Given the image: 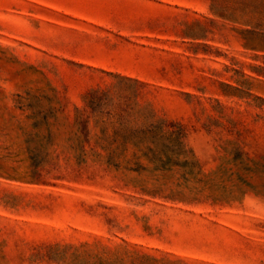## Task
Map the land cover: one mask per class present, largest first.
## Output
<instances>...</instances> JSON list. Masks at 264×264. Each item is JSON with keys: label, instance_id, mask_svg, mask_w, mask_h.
I'll return each instance as SVG.
<instances>
[{"label": "rangeland", "instance_id": "obj_1", "mask_svg": "<svg viewBox=\"0 0 264 264\" xmlns=\"http://www.w3.org/2000/svg\"><path fill=\"white\" fill-rule=\"evenodd\" d=\"M0 264H264V0H0Z\"/></svg>", "mask_w": 264, "mask_h": 264}]
</instances>
